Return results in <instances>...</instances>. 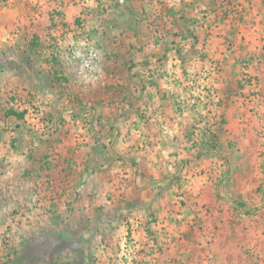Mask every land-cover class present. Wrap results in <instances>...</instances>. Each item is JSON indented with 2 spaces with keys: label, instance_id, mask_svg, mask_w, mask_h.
Here are the masks:
<instances>
[{
  "label": "rangeland",
  "instance_id": "1",
  "mask_svg": "<svg viewBox=\"0 0 264 264\" xmlns=\"http://www.w3.org/2000/svg\"><path fill=\"white\" fill-rule=\"evenodd\" d=\"M136 1L0 0V264H208L221 257L234 264H264L258 219L251 217L248 228L241 230L227 207L206 211L196 222L184 218L192 206L182 199L188 194L185 183L190 170L184 162L192 160L179 157L182 146L173 151L170 141L159 137L167 124L136 123L142 134L152 137L149 148L141 140L137 152L144 153H133L135 141L123 139L108 158L128 161L130 171L116 162L103 168L109 159L102 158V150L113 147L111 132L118 129L105 118L107 113L112 120L111 114L119 109L113 101L118 84L113 77L118 75L115 71L121 72L119 62L129 70L134 66L130 57L118 58L116 52L138 48L128 38L131 21L145 22L150 33L163 34L165 12L171 5L148 0L153 7L146 11ZM115 28L117 35L110 34ZM157 45L151 50V67L146 61L149 70L141 85L166 84L162 70L169 63L187 70L185 80L194 82L195 88L188 92L186 107L197 120L172 125L181 124L192 135H187L189 145L184 148L197 152L195 166L202 167L197 177L222 181L241 176V171L229 169L224 156L220 168L211 169L204 161L214 158L212 151L219 157L225 146L236 148L237 154L250 147L239 138L233 144L220 140L227 132L221 105L235 99L236 108L243 100L248 112L258 115L264 52H255L256 58L240 55L225 64L223 56L201 57L193 48L194 54L182 53L181 43L169 44L170 48ZM222 66L233 68L239 87L233 80L221 91L213 86L221 83ZM100 70L105 72L101 75ZM242 86L248 88L245 95ZM138 112L131 119L145 118ZM20 113L19 119L15 114ZM254 119L251 138L253 133L264 138V123ZM247 140L251 145L253 140ZM256 147L260 158L264 141ZM89 148L102 159H87ZM260 174L264 185V171ZM220 189L216 188L217 194ZM260 192L253 187L250 194ZM234 205L240 213L253 216L262 210L264 214L262 202L250 203L247 209L244 203ZM207 224L213 230L217 224L222 231L207 235ZM167 230L179 233L169 239Z\"/></svg>",
  "mask_w": 264,
  "mask_h": 264
},
{
  "label": "crops",
  "instance_id": "2",
  "mask_svg": "<svg viewBox=\"0 0 264 264\" xmlns=\"http://www.w3.org/2000/svg\"><path fill=\"white\" fill-rule=\"evenodd\" d=\"M166 1L171 2V5L167 6L168 9L167 12H165L166 17L164 16L165 32L163 34H153L152 32L150 33L147 23L131 21L132 36L128 38L135 45L137 44L136 46L138 48L137 50H135V48H129L130 52H128L129 49L125 51L126 48L116 52L118 58L130 57L131 60H133L132 65L134 66L129 70L127 66L122 68V62H119L118 65L121 69V72L115 71V74L118 75L113 77L114 72L112 71L113 75L109 74L108 76L109 78L113 77V80H118V84H116L114 87H118V89L122 92L119 93L116 88L114 89V95L116 92L117 95L114 96L113 101L119 108L117 112L111 114L114 118L111 120V116L106 117L108 114H105L106 120L113 122L115 127L118 129L113 133L111 132L113 136L111 139L112 142H110L113 147L102 150L104 152L103 155H105V157L102 158H108L110 155L113 157L114 155L112 151H115L116 149L118 150L119 143L121 140L126 138L134 140L136 143L133 148L134 150L131 149L133 150V153H144L142 149L139 150L140 152H137V146L142 144L141 140H146L145 147L148 149V142L150 139H152V137L142 134L136 123H151L152 121L160 120L161 123H165L167 126L165 127V130L161 132L159 137L164 139L167 138L171 143L170 145L168 144L169 149L173 151L176 148L178 149L179 146H182L183 148L181 147L182 149H178L177 151L179 153V157L192 160L189 162H184L188 165H185L186 168H189L190 170H185L188 174V179H186L187 183H185L188 194H185L182 199H184L185 202L192 204L188 214L184 218H186V220L193 219L196 222L199 221L201 216L206 211L211 210L216 212L217 208L225 209V207H227L229 210H231V212H233L234 217L240 221L241 230H243V226L248 228L251 217L253 219L259 220L257 232L258 242L261 245H264V220L262 219L264 218V214H261L262 210L255 213L257 215L252 214L253 216H251L249 213L244 214L243 211L240 213V211L235 210L236 205H234L236 203H244L246 205L245 209H247L250 208V203L262 202L264 204V185H262V182H260V179L258 178L262 175L260 172L264 171V155H261L259 158L257 156L258 154H256L258 150L256 145H258V143L261 141H264V138L261 135L256 137L254 133L252 134L251 138V132H254L252 127L256 125L254 118L260 121L262 124L264 123V86L259 89L263 96L257 107L259 109L258 115H256L257 117L252 116L248 112L246 109L247 102L243 100L239 101L240 103L236 106V108H233L235 99H229L225 103L223 102V105H221L222 108L225 107L226 111L225 120L227 122V132L224 133L225 136L220 135V140L225 141L226 139L233 144L235 141H239V139H241L244 145L248 144L250 147L240 148V150H238V154L233 152V149L236 148H231V151L230 149L228 150L226 146L222 149L220 147V151L222 152H219V157H217V152L211 150L212 152H210V154H212L214 158L210 157V159L204 161L208 167H211V169H216L217 167L220 168V164H222V159H220V156H224L228 160L229 169L231 171L236 170L242 172L241 176L235 177L231 175L228 178L222 179V181H218L216 178H212V176L211 178L204 176V179L197 177L196 173L202 168L199 166V169H197V166H195L199 163L196 161L197 158L193 156L197 155V152H195V150H191L189 152L188 148H184L185 146L188 147L189 144H187V141L190 140L189 137L192 135H190L188 131L185 132L183 125L181 126L180 124L178 128H173L172 125L173 122L179 124V120L187 122L192 119H196L195 113H191V111L189 112L188 107H186V104H188L187 101H189L188 92H193L192 88L194 87H191V85H194V82H187L185 80L187 79L186 77H188V75L184 72L187 70L185 69L183 71L179 67L173 68L172 64L168 62L169 64L162 70V76H164V81L166 84H163L162 86L155 84L151 86L141 85L144 84V74H148L149 70V65L146 63V61L150 62V60L153 58L151 55V50L154 49V43L159 44L157 47L164 46V44L166 47H168L172 46L169 45L172 43H181L182 45H180V51H182V53L184 50V52H187L188 54L198 53V55L201 57L205 54H207V57L209 58L218 55L223 56L225 64L230 62V60L235 57H240V55L242 57L248 56L249 58H256L255 52H264V0ZM136 3L139 4H136L137 7L140 5H142V7L144 6L143 8L146 11L153 7L147 5L148 0H137ZM150 13L152 14L153 11ZM110 34L117 35L116 28L111 29ZM234 43L235 47H232L233 49L230 48L231 46L228 47V44ZM141 45H144V47H140ZM192 48L194 53H192L193 50L191 51ZM171 52L172 50L169 51V55ZM179 57H181V54ZM140 59L143 60L138 62ZM184 68H186L185 65ZM222 69L220 72V75L223 76L222 80L220 81L221 83L216 85L217 83L215 82L213 83V86L216 88L218 87L221 91L220 88H222L224 84L228 85L229 82L233 80L236 81V86L239 87L237 78H233V68L230 67L228 69L227 66L224 68L222 66ZM100 71L101 75L103 72H105V70ZM240 91H242L243 95H245L246 91H248V88H244V86H242ZM165 106L169 108L168 111H166V109L163 111ZM130 107H133L134 109H130ZM138 108L141 109L140 112L135 111L138 110ZM135 112H138L140 115H144L145 118L141 119L136 116L134 119H131L132 116L134 117V115H137ZM125 128L129 130L128 133L124 131ZM187 135L190 136L188 137ZM247 139L253 140L251 145ZM199 149L201 150V148ZM107 151L108 153H106ZM120 151L122 153L123 150L120 149ZM109 152H111V154ZM191 154L193 158L190 156ZM129 155L131 156L132 154L130 153ZM87 156V159H102L101 157H96L98 155L92 148H89ZM201 158L207 159L209 157ZM108 159V164L103 166L105 169L106 167L110 168V166H114V162H116V165L125 171H130L131 169L129 163H127L128 161L124 162L123 160H120V158H117V161H113L110 158ZM174 166L175 164H169L167 167L174 168ZM151 174L153 173L151 172ZM217 187L218 189L221 188V194H217ZM253 187H259L261 192L256 194L253 193L251 195L250 191ZM228 205L231 206L228 207ZM207 226L209 227L207 235H218L222 228L217 227V224L215 225L214 230L211 225L207 224ZM167 231L170 232L168 234L170 237L169 239H172L174 235L179 233L178 230ZM216 241H218L217 238H215V242ZM183 262L184 261L182 260L181 263ZM203 263L206 264L207 262H202V264ZM172 264H174V261ZM208 264H234V261H228L226 258L221 257L215 258L214 262L211 261Z\"/></svg>",
  "mask_w": 264,
  "mask_h": 264
},
{
  "label": "trees",
  "instance_id": "3",
  "mask_svg": "<svg viewBox=\"0 0 264 264\" xmlns=\"http://www.w3.org/2000/svg\"><path fill=\"white\" fill-rule=\"evenodd\" d=\"M13 114H14V113H13ZM15 115H16V117L19 118V119L22 118V113H20V114H15Z\"/></svg>",
  "mask_w": 264,
  "mask_h": 264
}]
</instances>
